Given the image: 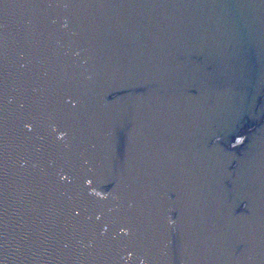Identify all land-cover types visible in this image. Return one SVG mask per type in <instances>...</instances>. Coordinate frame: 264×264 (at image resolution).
<instances>
[{"label":"water","instance_id":"1","mask_svg":"<svg viewBox=\"0 0 264 264\" xmlns=\"http://www.w3.org/2000/svg\"><path fill=\"white\" fill-rule=\"evenodd\" d=\"M0 264H264V0H0Z\"/></svg>","mask_w":264,"mask_h":264}]
</instances>
